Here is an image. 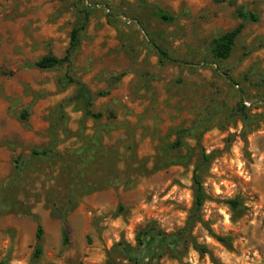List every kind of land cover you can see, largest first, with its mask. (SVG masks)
I'll return each instance as SVG.
<instances>
[{
	"label": "rangeland",
	"instance_id": "374dc122",
	"mask_svg": "<svg viewBox=\"0 0 264 264\" xmlns=\"http://www.w3.org/2000/svg\"><path fill=\"white\" fill-rule=\"evenodd\" d=\"M234 1L0 0V263L264 264V0Z\"/></svg>",
	"mask_w": 264,
	"mask_h": 264
},
{
	"label": "trees",
	"instance_id": "16d2710c",
	"mask_svg": "<svg viewBox=\"0 0 264 264\" xmlns=\"http://www.w3.org/2000/svg\"><path fill=\"white\" fill-rule=\"evenodd\" d=\"M216 3H224V2H229L230 5L236 6L234 0H214ZM238 18L242 21V23L236 27L235 29L226 32L225 34L214 38L210 42V52L213 56L214 59H219V60H227L229 59L236 46V42L240 35L243 33L244 28H245V23L250 22V23H257L260 21V17L258 14L250 11H245L244 8L238 7L236 10ZM155 16H157L160 20L164 22H171L172 17L165 13L163 10L158 9L155 12ZM80 44V31L78 29L73 30L72 36H71V43L70 47L67 50L65 56L63 58H57L52 55H48L44 57L42 60L36 63V67L39 69H53L62 65H69L71 62V52L74 51ZM157 52L160 56V59L162 61H172L171 58L168 55V52L161 46L155 45ZM66 78L69 80L71 83H76L78 85V98L85 104L86 106V115L87 116H92V117H100L98 115H95L91 112L89 107L91 106V100H92V95L89 89L80 81L70 79L68 76ZM195 183L198 185L197 188V198H196V208L197 210H200L204 203V195L202 192V186L198 178H195ZM230 205L232 206H238V203L235 201H230ZM197 218V215L192 217L191 221L188 222V226L185 229L186 232L189 231L191 226L194 224L195 219ZM42 228H38L37 231V238L41 239L42 238ZM63 238L64 242H68V232L64 230L63 232ZM219 241L223 242V239H219ZM139 243L142 244L143 240L140 239ZM195 247L197 249H200V251H204V248L201 246H198L195 244ZM41 253V249H38L36 252V256H38ZM0 264H5V263H0Z\"/></svg>",
	"mask_w": 264,
	"mask_h": 264
}]
</instances>
